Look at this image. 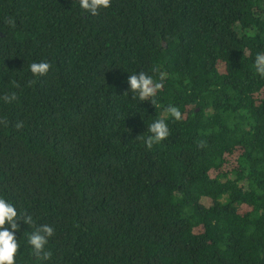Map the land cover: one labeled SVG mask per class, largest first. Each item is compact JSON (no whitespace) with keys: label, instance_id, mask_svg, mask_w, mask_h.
<instances>
[{"label":"trees","instance_id":"trees-1","mask_svg":"<svg viewBox=\"0 0 264 264\" xmlns=\"http://www.w3.org/2000/svg\"><path fill=\"white\" fill-rule=\"evenodd\" d=\"M75 2L0 0V196L34 220L16 264L42 224L47 264H264V0ZM139 71L164 74L154 105Z\"/></svg>","mask_w":264,"mask_h":264},{"label":"clouds","instance_id":"clouds-1","mask_svg":"<svg viewBox=\"0 0 264 264\" xmlns=\"http://www.w3.org/2000/svg\"><path fill=\"white\" fill-rule=\"evenodd\" d=\"M75 3L78 4L83 14L97 16L101 10L110 8L112 0H76ZM253 67L255 73L260 78H264V50L255 54ZM50 68L51 65L46 61L33 62L29 65L28 71L32 77L37 78L47 75ZM127 85L132 99H138L141 102L150 101L154 105L158 93L165 86L164 74H160L158 79H154L153 75L148 72H133L128 75ZM3 99L5 102H12L17 99V96L12 93L10 96H4ZM165 111L175 120L182 119L180 109L174 105H168ZM17 127L19 128L21 125H17ZM147 133L144 143L146 147L151 148L154 144H160L169 137V125L165 119H154L147 127ZM20 222L31 226L34 223L33 216H21L15 205L0 196V264H16L17 253L21 248L20 240L17 238ZM54 234L55 229L50 224H42L35 231L29 233L27 244L39 264H47L50 261L52 252L48 250L47 245Z\"/></svg>","mask_w":264,"mask_h":264}]
</instances>
